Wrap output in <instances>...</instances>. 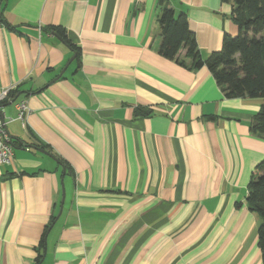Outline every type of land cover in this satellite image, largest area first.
Masks as SVG:
<instances>
[{"label": "crops", "instance_id": "crops-1", "mask_svg": "<svg viewBox=\"0 0 264 264\" xmlns=\"http://www.w3.org/2000/svg\"><path fill=\"white\" fill-rule=\"evenodd\" d=\"M167 1L204 58L237 33L231 4ZM159 3L0 0V94L30 109L24 122L4 110L25 146L0 166V264H37L43 240L41 264H263L246 201L263 103L164 58ZM52 27L81 51L62 76L75 54Z\"/></svg>", "mask_w": 264, "mask_h": 264}, {"label": "trees", "instance_id": "trees-1", "mask_svg": "<svg viewBox=\"0 0 264 264\" xmlns=\"http://www.w3.org/2000/svg\"><path fill=\"white\" fill-rule=\"evenodd\" d=\"M221 1L231 4V19L237 27V33L225 34L221 50L204 58L196 36L189 28L187 14H177L169 1L160 0L157 19L161 33L159 52L164 58L176 61L192 71L207 67L227 99H260L263 104L250 125V134L264 138V0ZM8 25L4 14L0 12V26ZM51 30L73 49L77 58L80 56V49L72 46L61 27H52ZM8 98L16 102L17 90L9 91ZM7 102H2L0 106ZM12 144L14 149L25 146L18 139H12ZM33 146L47 150L40 141H34ZM247 192L249 208L261 219L258 246L264 264V160L253 170ZM54 219L55 216L49 226ZM45 252L43 240L37 250V264L44 261Z\"/></svg>", "mask_w": 264, "mask_h": 264}, {"label": "built area", "instance_id": "built-area-1", "mask_svg": "<svg viewBox=\"0 0 264 264\" xmlns=\"http://www.w3.org/2000/svg\"><path fill=\"white\" fill-rule=\"evenodd\" d=\"M8 93L9 91H3L0 94V104L9 99ZM16 109L18 111V120L24 122L30 111L27 101L18 102ZM5 119V116L4 118L0 116V166L10 164L14 157V147L7 130L8 122Z\"/></svg>", "mask_w": 264, "mask_h": 264}, {"label": "water", "instance_id": "water-1", "mask_svg": "<svg viewBox=\"0 0 264 264\" xmlns=\"http://www.w3.org/2000/svg\"><path fill=\"white\" fill-rule=\"evenodd\" d=\"M53 35H54L55 37L59 38L60 41H61L63 44H66V43H65V42H64V41H63V40L57 35V33H53ZM75 58H76V55H74V56L69 60V62L67 63V65H66L65 68L63 69V71H62V73H61V76L65 73V71L67 70V68L69 67V65L75 60ZM60 78H61V77H60ZM56 80H57V79H56ZM11 104H13V102H12V103H7L6 105H1V106H0V116H1V117H4V114H3V112H2L3 109H4L5 107L11 105ZM29 148L34 149V150H37V151H39V152H41V153H43V154H45V155H49V156H51V155H50L47 151H45L44 149L37 148V147H35V146H33V145H30ZM51 157H52V156H51ZM52 158H53V157H52ZM64 201H65V190H64V186H63V198H62V201H61L60 212H59L57 218H59L60 215H61V213H62L63 206H64Z\"/></svg>", "mask_w": 264, "mask_h": 264}, {"label": "rangeland", "instance_id": "rangeland-1", "mask_svg": "<svg viewBox=\"0 0 264 264\" xmlns=\"http://www.w3.org/2000/svg\"><path fill=\"white\" fill-rule=\"evenodd\" d=\"M12 102H13V104H11V105H9V106H7V107H5V108L3 109L2 112H3L4 116H5V113H6L5 111H6V110H8V111L11 110V111H12L14 105H16L19 101L16 100V102H14V100L8 99V102H7V103H12ZM20 102H21V101H20ZM7 103H6V104H7ZM6 104H5V105H6ZM4 110H5V111H4ZM13 116H14V114L12 115V113H11V117H13ZM17 116H18V113H17ZM11 117H9V116L6 115L5 118L10 119V120H7V119H5V120H6V121H11ZM2 118H4V117H2Z\"/></svg>", "mask_w": 264, "mask_h": 264}]
</instances>
